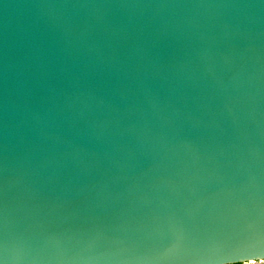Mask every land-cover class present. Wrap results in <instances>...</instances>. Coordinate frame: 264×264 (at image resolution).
I'll use <instances>...</instances> for the list:
<instances>
[{
    "label": "clouds",
    "instance_id": "obj_1",
    "mask_svg": "<svg viewBox=\"0 0 264 264\" xmlns=\"http://www.w3.org/2000/svg\"><path fill=\"white\" fill-rule=\"evenodd\" d=\"M0 264H264V0H0Z\"/></svg>",
    "mask_w": 264,
    "mask_h": 264
}]
</instances>
